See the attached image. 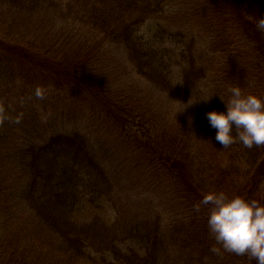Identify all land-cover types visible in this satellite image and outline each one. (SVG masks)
I'll return each instance as SVG.
<instances>
[{
  "label": "trees",
  "instance_id": "16d2710c",
  "mask_svg": "<svg viewBox=\"0 0 264 264\" xmlns=\"http://www.w3.org/2000/svg\"><path fill=\"white\" fill-rule=\"evenodd\" d=\"M163 1L0 0V264H257L217 244L202 197L264 204V145L224 147L206 117L233 86L264 99V0H200L205 50L142 29ZM192 93L216 94L179 111Z\"/></svg>",
  "mask_w": 264,
  "mask_h": 264
},
{
  "label": "clouds",
  "instance_id": "9594fccd",
  "mask_svg": "<svg viewBox=\"0 0 264 264\" xmlns=\"http://www.w3.org/2000/svg\"><path fill=\"white\" fill-rule=\"evenodd\" d=\"M256 27L264 31V16L258 17ZM228 91L227 101L220 96L226 110L206 113L210 126L216 129L215 139L224 147L236 139L249 148L264 145V99L255 94H245L239 86ZM215 94L194 98L192 93L186 103L179 101L183 105L179 111L201 101L208 102ZM202 203L211 204L207 224L217 244L225 251L248 254L257 264H264V204L215 191L205 193ZM212 251L219 253L220 248L213 247Z\"/></svg>",
  "mask_w": 264,
  "mask_h": 264
},
{
  "label": "rangeland",
  "instance_id": "374dc122",
  "mask_svg": "<svg viewBox=\"0 0 264 264\" xmlns=\"http://www.w3.org/2000/svg\"><path fill=\"white\" fill-rule=\"evenodd\" d=\"M106 1V0H105ZM164 0L163 4L156 7L157 12H153V14L145 19V22L147 24L142 25V29L146 30L150 28L149 23L151 24L152 28H159L160 30H164L165 33L168 31H173L175 34H179L180 36L178 37L177 40L174 42L170 41L171 43L170 47L171 48H176V46H183L187 41L190 36V33L193 35H196L197 41L199 43V48L205 50L208 48L211 44V34L213 29L206 27L202 21V17L196 16L194 17L193 15V9L194 8H200V0ZM99 8V7H98ZM107 11L113 12L117 11L116 8L112 7L109 8ZM127 14V13H125ZM195 14V13H194ZM114 15V14H113ZM112 15V20L115 22L116 18ZM199 20V23L196 24V20ZM177 41V43H175ZM156 98V97H155ZM160 100V99H159ZM172 99H165V100H160L159 102L153 101L152 105L155 106L156 112L158 114H162L164 111H168L169 117H171L174 112H175V105ZM144 102V101H143ZM134 105L132 108H130V112L133 114H142L144 115L145 118H150L151 117V112L153 109H151L150 105H145L143 104H133ZM165 107V109H164ZM156 116V114H155ZM160 118V117H159ZM11 125H8V127ZM61 126V125H60ZM96 127V138H94V142L92 143L93 145V150L96 156L98 157H103L109 151V155L111 151L115 149V152L113 153V156L117 154V146L114 145L112 141L109 140V138L103 137L101 135H104L105 131L103 130L102 127H99L95 125ZM111 156V155H110ZM111 158V157H109ZM108 158V159H109ZM123 180L121 182V186L124 188H128V185L126 182ZM254 197L258 198V189L256 188L254 190ZM143 202L141 203L140 201L133 199L131 207L133 209H136L138 207H142ZM9 206V203H6V210ZM6 214L8 213L7 211L5 212ZM15 228L5 226L3 228V234H7L11 236L13 234V231ZM2 233H0L1 235ZM27 244V241L24 242Z\"/></svg>",
  "mask_w": 264,
  "mask_h": 264
}]
</instances>
